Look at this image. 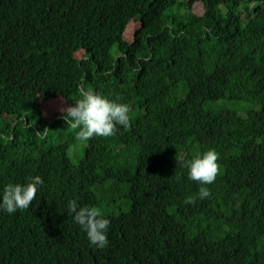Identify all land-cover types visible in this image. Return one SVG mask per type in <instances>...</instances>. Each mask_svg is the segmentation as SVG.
Here are the masks:
<instances>
[{"label":"trees","instance_id":"1","mask_svg":"<svg viewBox=\"0 0 264 264\" xmlns=\"http://www.w3.org/2000/svg\"><path fill=\"white\" fill-rule=\"evenodd\" d=\"M84 92L128 104L130 127L72 162L79 129L40 109ZM208 150L220 174L186 204L182 165ZM36 175L28 210H0V264H264V0H0V194ZM70 200L110 220L106 248Z\"/></svg>","mask_w":264,"mask_h":264},{"label":"clouds","instance_id":"2","mask_svg":"<svg viewBox=\"0 0 264 264\" xmlns=\"http://www.w3.org/2000/svg\"><path fill=\"white\" fill-rule=\"evenodd\" d=\"M65 123L73 129H79L76 138L87 142L94 137L109 138L116 134L118 126L130 127V107L125 103L109 100L99 94L84 92L81 98L61 109ZM219 154L208 150L186 160L183 167L188 169V178L198 182L201 187L196 196H188L186 204H194L196 199L204 200L211 195L206 187L215 182L220 174ZM179 179V177H177ZM44 183L41 176H31L24 184H7L0 194V210L14 214L17 210H28L35 200L39 187ZM68 212L84 232L89 243L98 249L108 246L107 232L110 220L105 218L96 207L80 206L76 200L68 202Z\"/></svg>","mask_w":264,"mask_h":264},{"label":"rangeland","instance_id":"3","mask_svg":"<svg viewBox=\"0 0 264 264\" xmlns=\"http://www.w3.org/2000/svg\"><path fill=\"white\" fill-rule=\"evenodd\" d=\"M241 7L242 5H239V8ZM222 8H223V5H220V9ZM133 26H134V23H131L127 26L126 31H125L126 37H128L129 34L131 33ZM67 105H68L67 102L63 98L59 96H55L51 98V95H49V98L46 100H43L42 102V108L40 109L42 112L41 118L48 121L49 117L53 113L61 112V109L67 107ZM213 106L225 107L227 109L234 110L241 115H243L247 110L254 108L253 103L244 102V101H236V100H228V99H219L218 101H216V103H213ZM30 122L31 124L35 123L34 120H30ZM82 143H83L82 141H77L75 145L71 146L69 150V156L72 162H75L77 157L81 155L79 146H81Z\"/></svg>","mask_w":264,"mask_h":264}]
</instances>
